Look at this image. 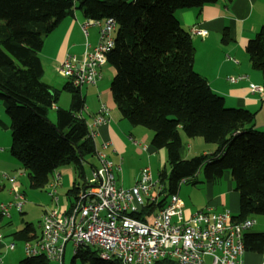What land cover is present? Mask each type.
<instances>
[{
    "label": "trees",
    "instance_id": "16d2710c",
    "mask_svg": "<svg viewBox=\"0 0 264 264\" xmlns=\"http://www.w3.org/2000/svg\"><path fill=\"white\" fill-rule=\"evenodd\" d=\"M216 1L0 0V100L9 117L10 153L27 171L29 186L44 188L55 170L73 165L82 180L67 190L70 209L79 188L87 182L83 164L96 153L87 125L92 120L81 113L85 106L81 88L68 80L64 89L70 93V105L67 109L56 107L53 122L48 110L57 103L59 91L42 81L39 52L44 36L78 9L89 21L112 18L117 24L114 45L106 54L105 64L114 70L109 89L121 115L132 125L151 130V144L166 149L168 172L162 169L157 175L163 193L177 192L182 178L195 176L200 170L207 181L229 171L239 194V211L232 220L258 214L264 221V131L254 127L253 112L227 107L223 96L193 69L191 34L175 16L178 9L200 8ZM245 49L264 85V24ZM181 132L189 138L201 137L216 149L183 159L179 152ZM163 201L157 205L147 202L143 212L150 213ZM25 203L26 198L23 207ZM132 215L142 218L141 212ZM32 231V224L25 222L11 235L25 240ZM243 242L246 252L263 253L264 228L260 232L248 230ZM91 246L80 245L72 264L76 260L82 264H122L119 259H102ZM15 264L57 262L37 254L24 256Z\"/></svg>",
    "mask_w": 264,
    "mask_h": 264
},
{
    "label": "crops",
    "instance_id": "0c3cea01",
    "mask_svg": "<svg viewBox=\"0 0 264 264\" xmlns=\"http://www.w3.org/2000/svg\"><path fill=\"white\" fill-rule=\"evenodd\" d=\"M175 16L181 26L189 33L192 27L205 30L203 35L190 33L194 46L193 69L207 80L215 93L223 96L227 107L245 108L253 112L254 127L264 131V95L249 91L251 83L263 85V76L260 71L251 66L245 49L247 41L264 24V0H217L214 3L204 4L200 8L178 9ZM87 21L89 20L83 16L82 12L76 9L72 15L64 17L52 31L44 36L43 46L39 52L43 67L42 81L59 91L57 103L52 107L54 111L56 107L67 109L70 105V93L64 89L68 80L57 72V67L68 55H74L77 60H80L85 46L87 44L94 46L99 41V27L97 25L90 23L86 26L85 32L82 30V24ZM105 65L101 67V78L96 84L81 87L80 91L85 103L81 113L88 120H92L101 112L102 105L106 108V111L102 112L106 116V121L96 126L95 146L113 162V175L116 185L130 187L139 179L140 170L135 173L131 185L119 184L123 177L121 164L125 156L131 158L143 155L147 157L145 161L150 163L151 157L159 156L160 160L163 153L162 149L155 148L151 144V130L132 125L117 109L109 91L114 70L111 66L106 67ZM231 76L244 77L231 82L229 80ZM103 78L109 81V84L104 82ZM108 93H110V97ZM5 113V104L2 101L0 102V127H2L0 129V145L2 137L5 135H7V140L5 145L0 147V203L13 200L10 184L3 174L15 175L18 179L20 173L18 170L21 168L19 161L10 153L11 135L10 138L8 135L10 125L8 115ZM50 120L55 122L54 119ZM4 129L5 133H3ZM181 140L182 145L179 152L183 159H188L192 152H195L193 156H197L212 153L216 149L215 145L211 146L206 142L196 140V137L187 138L182 132ZM194 141L199 143V152L193 151ZM104 143L105 146L102 145ZM94 156L96 165H91L92 168L98 165L96 154ZM152 162L155 165L153 160ZM66 166L55 170L46 186L41 188H47L49 191L51 185L55 184L57 203L49 194L48 196L39 194V190L34 189L28 193L29 195H26L22 190L26 198L22 212L10 208L9 218L0 216V232L3 235V240L0 241V264H15L26 256L23 250L24 240H16L11 234L23 228L24 223L28 222L23 220L25 207L28 203L41 208L38 229L36 230L32 225L34 231L27 235L30 238L38 235L40 231L39 222L43 211L57 205L61 210L66 211L68 209L70 205L68 195H63L60 191L62 188L69 189L73 184L80 182L76 181L73 165ZM117 166L120 169H117ZM147 166L153 176L152 166ZM198 173L195 175L197 178L194 179V185L183 188L182 196L179 193L181 189H177V194L184 202L185 215L189 216L206 206L215 211L228 208L233 216L236 215L239 211V194L234 189L230 172L225 171L220 178L213 181L204 180L202 170ZM154 176L157 178V175ZM16 185L21 190L17 181ZM47 197L54 202V205H49ZM10 240H14L16 245L14 249L7 250L5 243ZM18 243H21L24 255L13 253L18 247ZM65 253L66 248L62 264H64ZM242 260L243 264H262L263 254L245 251Z\"/></svg>",
    "mask_w": 264,
    "mask_h": 264
},
{
    "label": "built area",
    "instance_id": "2783aa9c",
    "mask_svg": "<svg viewBox=\"0 0 264 264\" xmlns=\"http://www.w3.org/2000/svg\"><path fill=\"white\" fill-rule=\"evenodd\" d=\"M90 23L99 27L98 43L87 44L80 60L68 55L57 67V72L77 88L98 82L106 54L114 45L115 20L87 21L81 26L84 32ZM190 33L203 35L205 30L192 27ZM242 77L231 76L229 80L234 82ZM249 91L264 95V85L251 83ZM105 111L102 105L101 112L87 123L93 138L96 126L106 121L102 113ZM95 154L98 165L92 168L91 177L79 188L69 211L57 206L45 210L38 235L23 241L26 256L43 254L62 264L66 245L71 242L73 254L80 245H93L99 248L102 259L115 258L122 264H154L157 261H164V264H243V237L254 225L253 217L236 221L232 220L228 208L215 211L209 206L186 216L181 197L177 192L164 194L162 184L152 176L148 166L141 169L135 184L120 187L113 175V162L101 150L96 149ZM3 175L10 184L13 200L0 203V216L9 218L10 208L21 211L25 198L18 190L15 175ZM186 179L182 178L179 184ZM48 194L57 203L55 184ZM162 200L155 210L148 214L143 212L147 202L157 205ZM138 212L144 219L132 215ZM15 245L14 240L5 243L7 250L14 249ZM262 254L264 264V251Z\"/></svg>",
    "mask_w": 264,
    "mask_h": 264
},
{
    "label": "rangeland",
    "instance_id": "374dc122",
    "mask_svg": "<svg viewBox=\"0 0 264 264\" xmlns=\"http://www.w3.org/2000/svg\"><path fill=\"white\" fill-rule=\"evenodd\" d=\"M105 66L108 67L110 65L106 64ZM103 81L109 84V81H107L105 78H103ZM89 88H91V87H89ZM108 95L110 97V93H108ZM103 100H104V98H103ZM0 102H2V101L0 100ZM105 102L107 103V101H105ZM48 116H49L50 119H54V121H55V111H54V109L50 108L48 110ZM7 118L9 120L8 116H7ZM0 129H2V127H0ZM3 133H5V129L3 130ZM8 135H9V138H10V133H8ZM6 140H7V135L2 137L0 147H2V145H5V141ZM196 140H201V142H204L201 137H196ZM207 144H210L211 146H214V144H212V143H207ZM198 147H200L198 141H194L193 142V151H198V149H199ZM160 149H162L163 157H161V159L159 160V156H153V157H151L152 159H150L151 160L150 163L145 161V159L147 157H144L143 155H141V156H133L131 158L126 155L125 158L122 160V164H121V166H122V172L121 173L123 174V177H122V180H120L119 184L121 183V184L126 185V186H129V184L131 185L132 184V179L135 176V173L137 171L139 172V170L141 172V169L144 166H147V165H150V167L152 166V168H153L152 169V171H153L152 173H154V175H158V173L160 171H162V169H165L168 172L169 166H168V162H167L166 149L165 148H160ZM194 153L195 152H192L190 154L189 158L193 157ZM152 160L154 161L155 165L152 164L153 163ZM93 164L96 165V159H95L94 155H90V156H88L86 158V161L83 164V170H84V174H85V179L86 180L91 177V172H92V166L91 165H93ZM63 167H67V166H63ZM18 172H20L19 175H18V179H17V176H15V177H16V179H17L16 181H17V183H18V185H19V187L21 189L20 191L23 190V192L26 195H29L28 193H30L34 189H32L29 186V178H28L27 171L24 168L21 167L18 170ZM74 172H75V170H74ZM154 175H153V177H155ZM198 175H199V173H198ZM75 176H76V181L77 182H81L82 179L78 178L79 176L77 175L76 172H75ZM195 178H197V176L189 177V178L186 179L185 182H181V185L179 186V188L181 189V191H179L181 196L183 195V188L194 185L193 183L195 182L194 181ZM164 184L168 188V180L167 179L165 180ZM67 189L68 188H66V189L62 188L60 193L62 192L63 195H67ZM35 190H39L38 191L39 194H44V196H48V189L47 188H45V189H35ZM47 198L49 199V197H47ZM48 203H49V205H51V204L54 205V202L50 201V199H49ZM40 209L41 208L39 206H36V205L28 203L26 205V207H25V213L23 214V220L30 222L34 226V228L36 230L38 229V220H39V215H40ZM253 218L255 220V223L249 229V231H253V232L262 231L263 228H264L263 216L257 214V215H254ZM21 225H22V223H21ZM91 248H92V250L95 253L99 252V248H97L96 246H91ZM13 253H15L16 255H19L20 253L24 255V253L22 251L21 243H18V247L16 248V251H14ZM72 257H73V245H72L71 242H69L66 245V253H65V257H64V264H72ZM209 259L210 258L207 256L206 257V261L209 262ZM76 264H82V263L79 260H76Z\"/></svg>",
    "mask_w": 264,
    "mask_h": 264
}]
</instances>
